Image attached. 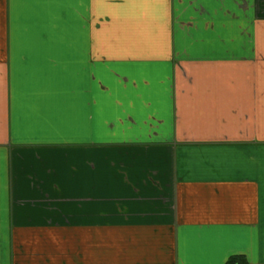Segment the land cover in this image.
Returning a JSON list of instances; mask_svg holds the SVG:
<instances>
[{
    "label": "crops",
    "instance_id": "obj_1",
    "mask_svg": "<svg viewBox=\"0 0 264 264\" xmlns=\"http://www.w3.org/2000/svg\"><path fill=\"white\" fill-rule=\"evenodd\" d=\"M264 264V0H0V264Z\"/></svg>",
    "mask_w": 264,
    "mask_h": 264
},
{
    "label": "trees",
    "instance_id": "obj_2",
    "mask_svg": "<svg viewBox=\"0 0 264 264\" xmlns=\"http://www.w3.org/2000/svg\"><path fill=\"white\" fill-rule=\"evenodd\" d=\"M226 264H245L244 260L241 261L240 257H232L230 258Z\"/></svg>",
    "mask_w": 264,
    "mask_h": 264
}]
</instances>
